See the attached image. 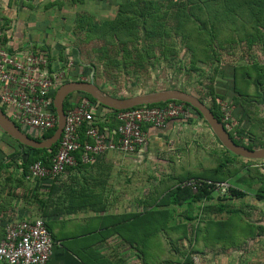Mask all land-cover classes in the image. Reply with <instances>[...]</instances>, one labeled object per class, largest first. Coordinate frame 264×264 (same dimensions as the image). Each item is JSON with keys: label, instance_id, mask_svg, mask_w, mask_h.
Segmentation results:
<instances>
[{"label": "crops", "instance_id": "crops-1", "mask_svg": "<svg viewBox=\"0 0 264 264\" xmlns=\"http://www.w3.org/2000/svg\"><path fill=\"white\" fill-rule=\"evenodd\" d=\"M30 1L32 0H20V4H17L15 0H0V19L9 31L6 40L13 47L28 46L47 53L51 51L54 57L59 58L58 47L69 45L76 36L72 32L76 16L81 12L90 15L83 9L84 1L81 4L77 2L66 5L65 0H36L39 4L35 7L30 6ZM92 1L94 4L108 3L107 0H88ZM232 35L236 40L226 42L222 49L227 45L224 63L220 58L218 63L214 62L212 72L217 78L214 87L217 92L228 91L233 85L234 67L239 63L249 64L245 66L249 77H245V84L239 82L245 94L243 101L247 98L254 100V106L250 109L263 112L264 98L259 93L264 85L256 89L253 85V79L261 71L251 66L257 63L264 74V49L258 43H253L248 48L247 43L238 42L235 34ZM227 38L229 39L228 36ZM241 44L245 47L237 53L234 47ZM78 72L82 73L81 70ZM86 78L89 80L90 75ZM226 94L224 102L233 110L235 106L230 99L234 97V93L230 90ZM101 112L107 115L109 111L103 109ZM180 122L171 120L163 129L143 126L147 144L177 134L176 128L182 125ZM235 122L236 127L238 122ZM99 123H105L103 127L108 126L106 117ZM241 124L240 126H244L245 122ZM0 132L2 134L1 130ZM230 133L236 134L235 129ZM30 139L34 138L30 136ZM1 151L4 156L11 154L5 155L4 149ZM138 157L140 156L108 151L96 155L95 162L91 165H78L54 179L26 181L27 183L23 170L18 166L20 159H11L14 163L4 160L9 163L6 166L0 165V241L4 235V227L9 222L38 217L47 224L54 242L48 264H177L181 258L177 261L172 259L171 262V255L167 251L170 238L166 234L168 231L172 234L178 232L168 225L175 218L174 211L161 199L175 185L166 187L156 198L149 197L148 202L138 199L136 185L133 183L137 177ZM23 198L27 199L26 203ZM212 201L214 199L198 205L203 207L210 205ZM154 205H157L156 209ZM139 206L142 210H139ZM153 210L156 213H152ZM211 210H214L213 207ZM184 218L187 220V217ZM200 218H204V221L213 220L211 215ZM182 228L184 229V224ZM158 230L164 232L163 241L160 240ZM200 234L201 239L205 238V242L211 247L221 248V252H229L233 244L232 240L217 242L215 227L203 229Z\"/></svg>", "mask_w": 264, "mask_h": 264}, {"label": "rangeland", "instance_id": "rangeland-1", "mask_svg": "<svg viewBox=\"0 0 264 264\" xmlns=\"http://www.w3.org/2000/svg\"><path fill=\"white\" fill-rule=\"evenodd\" d=\"M19 1L15 0V3L20 4ZM65 1L66 5L77 4L74 1ZM82 1H84V8H81L89 12L90 16L96 20L114 17L116 9L111 3L95 2L94 4L93 1ZM38 4L36 0L30 1L32 7ZM98 8H100L99 11ZM222 35V38H226L230 34L224 33ZM234 37H240V33H236ZM81 43L79 38L74 36L69 45L58 47V53L62 55L66 53L69 57H73L76 61V69H81L83 65L94 64V83L110 96L130 98L175 89L191 94L200 100H205L204 104L209 106V100L206 96L207 87L211 84V77H213L214 83L217 80L212 72L213 67L215 68L214 62L207 63V65L199 64L198 70H191L189 68L191 55L186 47V39H182V37L174 36L167 41V44L177 48L174 65L169 67L159 63L140 71L133 70V68L126 70L123 67L118 70L112 64L102 67L95 61L96 57L101 55L95 52V47L97 48L100 44L95 42L84 45ZM241 45L234 47L237 53L244 49L245 45ZM226 48L227 45L224 50L221 49L217 53L223 63ZM78 62H80V66ZM178 62H180L179 65ZM99 112L102 113L101 120L104 117L108 119L107 115L101 112V109ZM188 120L180 122L182 125L176 128L177 134H173L170 138H160L159 141L150 142L149 145L147 144V152L145 151L143 155L134 154L140 156L136 159L138 170L136 180L133 182L136 185L137 198L148 202L149 197L155 198L161 195L166 187L176 185L185 177L198 175L209 177L212 174L208 172L210 167L217 165L219 159H221L220 161L226 160L229 166L235 169L234 176L226 179V182L231 187L244 191L245 196L233 200H223L221 199L222 196H213L214 201L210 206L214 210L208 211H204L205 207L199 206L198 203L189 208L185 205L181 207L170 205L169 209L174 211L173 216L175 218L172 222L170 220L168 225L178 231L174 234L171 231L166 233L170 238L169 250L167 248L171 255L170 260L172 262V259L177 261L178 258H181L179 261L182 263L185 255L193 250L195 253L191 255V259L198 258V264H264V200L259 201L254 196V192L258 190L263 181L262 178H257L259 176L256 175L255 170H258L257 173L260 175H264V160H245L240 157H232L230 155L232 153L225 152V149L217 142L212 131L203 120L195 117L190 122ZM254 123L255 131L264 135L263 112L258 110ZM246 129L248 128L246 127ZM9 139L0 132V150L4 149L5 155L12 153L16 145ZM7 142L11 147H6ZM23 200L25 202L27 199L23 198ZM218 205H226L228 207L226 209L235 210L239 213L238 215H229L226 212L219 213L216 211ZM139 210H142L141 206H139ZM203 215H211L212 222L216 223L214 224L217 229L216 237L219 238L217 242L232 240L233 244L229 248V252H221V248L211 247L209 243L205 242V238L201 239V231L205 227L209 228L207 223L200 222V216ZM186 216L192 220H185L184 217ZM219 223H223L221 227ZM182 224H184V229ZM178 226L180 227L178 228ZM158 231L160 240L163 241L165 239L164 232ZM192 264L194 263L192 262Z\"/></svg>", "mask_w": 264, "mask_h": 264}, {"label": "trees", "instance_id": "trees-1", "mask_svg": "<svg viewBox=\"0 0 264 264\" xmlns=\"http://www.w3.org/2000/svg\"><path fill=\"white\" fill-rule=\"evenodd\" d=\"M71 1L75 3L83 2L82 0ZM107 2L111 3L116 9L113 18L99 21L87 15L85 12H81L76 16L73 28L76 37L79 38L84 45H90L95 42L100 44L97 48L95 47V52L101 55L97 56L95 61L102 65V67L112 64L118 68V70L123 67L126 70L133 68V70L135 69L136 71H140L149 66L152 67L159 63L170 67L175 64L174 56L176 55L177 48L167 44V41L174 36L186 39V47L191 55L189 68L193 71L199 69V64L207 65V63L210 64L212 61L218 63V51L224 48L226 42L228 43V41L233 42L236 40L231 37V34L239 32L240 37L237 38V41L247 43L248 48H250L253 43H258L259 46L261 45L264 49V0H107ZM223 30H226V32L222 33ZM224 33H226V35L230 34L228 36L229 39L227 37L222 38V34ZM198 54H200V56H198ZM59 58L63 59L61 53L59 54ZM79 63L80 62H78V65L80 66ZM179 64L180 62H178V65ZM247 65H241L239 63L234 67L235 74L233 83L231 82L233 85L231 84L232 86L226 91L229 92L232 90L234 93V97L230 99L235 106L231 113L232 118L237 120L238 125H242L241 122H245V125H237L234 127L236 135H238L237 138L230 132H228V134L236 145L248 150H255L264 147V135L258 134L255 131L256 126L254 118H257L258 110L250 109L251 106H254V100L247 98L246 101H243L245 94L242 92L240 84H245V77H249L248 68L245 67ZM251 67L255 69L258 68V70L261 71L259 72L260 75L253 79V85L256 89L264 85V81L262 80V78H264L263 69L259 68L257 63H254ZM81 71L82 75L89 76L92 74L94 78L95 66L94 64L83 65ZM215 71L214 69V72ZM213 85V77H211V84L207 87L206 93L209 100V106L207 107L214 117L217 118L218 121H221L222 114L218 100H225L227 94L226 92H217ZM262 89L263 90L260 91L261 93L259 94L260 97L264 98V88ZM79 95L88 99L98 108V111L100 109L108 110V118L111 120L106 125L111 128L116 127V122L112 120V117L118 111L108 109L97 103L89 95L80 92L73 93L65 99L64 111L77 105L80 99ZM111 96L117 98L116 96ZM70 98L71 101H69ZM200 101L204 103L205 100ZM168 102L169 101L147 106L163 107ZM173 102L183 104L177 101ZM183 106L191 113L190 120H188L189 122L194 117L203 120L198 111L193 109L190 105L183 104ZM139 107L141 106L135 108ZM238 107H241V110ZM99 113L100 112H97L96 114ZM203 122L205 121L203 120ZM99 125L103 127L105 123H99ZM246 127L248 129H246ZM55 129L46 133L42 139L46 140L51 137ZM2 134L7 136L3 132ZM7 137L10 138L9 136ZM28 137L30 138V136ZM9 140L16 145L9 156H4L0 150V165L6 166L9 162H12L11 159L17 157L21 161L18 166L23 170V176L27 174L28 167L34 162L41 161L43 164L47 165L48 160L55 154L58 144H54L50 149H33L21 145L11 138ZM82 140L83 137L81 138V141ZM6 145L11 147L8 142ZM225 152L229 153L226 150ZM230 155L232 157H237L233 154ZM220 160L221 159H219L217 165H212L210 167L208 172L212 173L211 176H188L179 181L174 187L169 188L165 194L162 195L163 197L161 199L163 202L174 207L185 205L189 208L196 203L212 200L213 195L208 188L192 192L187 188H180L178 185L188 179L223 182L234 176L235 169L229 166L226 160ZM255 172L256 175L258 174L259 176L257 178H262L263 181L258 190L254 192V196L257 200L262 201L264 200V175L257 173L258 170H255ZM244 193V191L231 187L227 194L220 197L223 200H233L238 197H244ZM153 207L156 209L157 205ZM204 207V211L211 210L212 208L210 205H205L203 208ZM226 208H228L226 205H218L216 211L219 213L226 212L229 215H238L239 213L238 211ZM168 212L169 214L171 213L169 210ZM152 213H156V210H153ZM186 217L187 221L192 220V218ZM203 219L204 218L200 220L201 223H207L209 228L211 226L215 227L214 224L216 223H213L212 220L208 219L204 221ZM221 224L223 223H219L220 227ZM204 230H208V228L205 227ZM193 253H195L193 250L187 253L182 263L177 262V264H192L191 255H193Z\"/></svg>", "mask_w": 264, "mask_h": 264}, {"label": "built area", "instance_id": "built-area-1", "mask_svg": "<svg viewBox=\"0 0 264 264\" xmlns=\"http://www.w3.org/2000/svg\"><path fill=\"white\" fill-rule=\"evenodd\" d=\"M8 34L0 19V109L26 135L43 141V136L57 126L53 107L56 91L66 83L88 79L78 72L81 69L75 68L73 57L66 53L60 59L51 51L47 53L28 46L13 47L5 40ZM219 108L225 130L233 131L236 122L232 118V107L221 101ZM97 112L98 108L81 95L77 105L65 111L55 154L47 165L41 161L31 164L25 180L54 179L67 169L93 164L96 155L108 151L140 155L147 144L143 126L163 129L171 120L187 121L191 116L183 104L169 101L163 107L141 106L118 111L112 117L116 127L111 128L99 126L101 115L99 117ZM109 120L106 119L107 123ZM233 135L236 138V134ZM178 186L192 192L208 188L215 197L227 194L231 188L226 181L203 179H188ZM53 247L52 236L43 219L13 220L4 227L0 264H48ZM192 262L198 264L199 259L194 257Z\"/></svg>", "mask_w": 264, "mask_h": 264}, {"label": "water", "instance_id": "water-1", "mask_svg": "<svg viewBox=\"0 0 264 264\" xmlns=\"http://www.w3.org/2000/svg\"><path fill=\"white\" fill-rule=\"evenodd\" d=\"M80 92L89 95L100 105L115 111H122L132 109L138 106L154 105L165 103L167 101H177L183 104L190 105L193 109L198 111L203 120L206 122L213 135L220 143V145L234 156L245 160H264V147L255 150H248L239 145H236L230 138L228 132L225 130L221 121L214 117L209 108L201 102L198 98L181 90H166L155 92L153 94L139 95L130 98H115L107 93H104L94 83L91 76L88 81L69 82L62 85L55 93L53 100V107L56 112L57 126L51 137L43 141H36L30 139L10 120L8 115L0 109V130L15 140L21 145L33 149H50L57 143L62 128L64 126L65 111L64 101L73 93Z\"/></svg>", "mask_w": 264, "mask_h": 264}]
</instances>
